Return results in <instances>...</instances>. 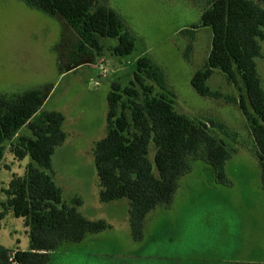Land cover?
Masks as SVG:
<instances>
[{"label": "rangeland", "instance_id": "374dc122", "mask_svg": "<svg viewBox=\"0 0 264 264\" xmlns=\"http://www.w3.org/2000/svg\"><path fill=\"white\" fill-rule=\"evenodd\" d=\"M103 1L135 40L127 56L112 53L116 40L111 38L100 39V55L80 54L78 36L62 18L25 0H0V95L42 90L50 97L44 110H57L69 133L51 157L52 170L65 178L62 199L70 204L80 200L76 206L80 216L108 225L80 242L62 243L46 264H264V189L256 148L233 102L239 94L218 70L206 83L210 91L220 94L218 98L199 96L190 85L192 75L206 63L211 45L209 28L192 30L199 24L205 0ZM254 1L264 9V0ZM260 45L261 57L255 62L264 88V42ZM142 55L163 69L176 112L224 126V131L209 130L223 140L229 158L224 164L226 183L219 184L201 152L190 171L178 179L174 205L172 201L169 208L161 204L148 212L142 236L135 239L128 200L102 203L95 194L97 175L89 144L106 135V95L111 84L127 85L134 62ZM88 78L102 86L86 92ZM18 134H26V129ZM153 154L150 145L151 161ZM29 162V158L15 159L9 143L4 144L0 202L6 200L4 190L11 178L21 176ZM28 243L22 219L0 204V246L26 250Z\"/></svg>", "mask_w": 264, "mask_h": 264}, {"label": "trees", "instance_id": "16d2710c", "mask_svg": "<svg viewBox=\"0 0 264 264\" xmlns=\"http://www.w3.org/2000/svg\"><path fill=\"white\" fill-rule=\"evenodd\" d=\"M25 1L62 18L77 34L80 54L100 55L101 38L116 40L111 48L115 56H127L134 50V38L103 0ZM197 28L211 30V45L206 63L192 75L190 85L199 96L218 98L220 94L206 85L218 70L237 90L239 97L233 102L253 138L264 189V88L255 62L264 42V9L254 0H205L199 24L192 30ZM110 88L106 135L93 148L101 188L98 198L102 203L126 198L132 235L140 239L146 214L161 204L171 206L178 179L190 171L191 162L201 152L216 182L225 184L229 151L209 130L224 131V126L175 111L165 73L151 58L137 57L129 83L113 82ZM46 97L42 90L0 95V162L6 142L15 159H30L24 173L11 178L4 190L6 200L0 202L15 218L22 219L28 229V248L11 251L0 246V264H46L49 254L62 243L80 242L86 234L108 227L103 220L80 216L76 208L80 200L70 204L62 199L51 157L65 141L63 116L41 111ZM23 128L26 134L17 135ZM150 145L154 148L152 161Z\"/></svg>", "mask_w": 264, "mask_h": 264}, {"label": "crops", "instance_id": "0c3cea01", "mask_svg": "<svg viewBox=\"0 0 264 264\" xmlns=\"http://www.w3.org/2000/svg\"><path fill=\"white\" fill-rule=\"evenodd\" d=\"M79 66V65H78ZM77 67V66H76ZM76 67H73L74 69L76 68ZM98 82L97 81H95V82H93L92 81V78H88V80H87V83H86V85H85V89H86V92H88V90H89V88L90 87H92L93 89H95V90H98L101 86H99V84H97ZM97 88V89H96ZM111 90V89H110ZM110 90L109 91H107V94L110 92ZM50 96V95H49ZM106 97H107V95H106ZM48 99H50V97H47V99L44 101V103H43V105H42V107H41V109H43V111H45L44 109H45V106H46V103H47V100ZM48 112V111H47ZM50 112H57V110H50ZM58 113V112H57ZM63 131H64V133H65V142L62 144V145H64L65 143H66V141H67V139L69 138L68 137V135H69V133H67L66 131H65V128H64V124H63ZM68 135H67V134ZM250 133V132H249ZM250 137H251V141H252V143H254V141H253V138H252V136L250 135ZM99 140H91V144H89V147L91 146V148L93 149L94 148V145H95V143L96 142H98ZM61 145V146H62ZM61 146H59V147H61ZM254 146H255V144H254ZM92 152V151H91ZM93 161H94V159H93ZM52 169H53V167H52ZM53 174H54V182H55V184L57 185V187H59V189L61 190V193H62V196H63V190H62V188H65V183H64V180H65V178L64 177H62V176H59V175H57V173H55V171H53ZM97 175V174H96ZM57 179V180H56ZM94 188L96 189L95 190V194L97 195V197H98V195H99V192H100V190H101V188H100V185H99V180H98V177H97V181H95L94 183ZM78 188H81V186H78ZM67 191V190H66ZM66 194H67V192H65ZM67 195H71V194H67ZM64 199V198H63ZM174 202H175V198H174V200H173V205H174Z\"/></svg>", "mask_w": 264, "mask_h": 264}]
</instances>
